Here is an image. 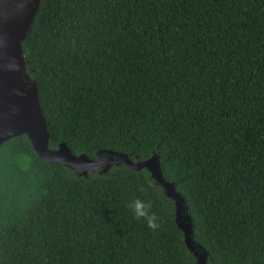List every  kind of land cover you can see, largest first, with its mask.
<instances>
[{
    "label": "trees",
    "instance_id": "16d2710c",
    "mask_svg": "<svg viewBox=\"0 0 264 264\" xmlns=\"http://www.w3.org/2000/svg\"><path fill=\"white\" fill-rule=\"evenodd\" d=\"M20 49L48 149L157 156L205 264H264V0H40ZM194 263L146 170L0 145V264Z\"/></svg>",
    "mask_w": 264,
    "mask_h": 264
},
{
    "label": "water",
    "instance_id": "95a60500",
    "mask_svg": "<svg viewBox=\"0 0 264 264\" xmlns=\"http://www.w3.org/2000/svg\"><path fill=\"white\" fill-rule=\"evenodd\" d=\"M40 0H0V145L9 139L25 135L37 157L48 164L69 167L78 177L86 176L84 169H99L103 174L110 166L122 165L127 170L144 169L159 186L165 197L173 202V223L183 236L185 248L192 252L195 263L205 264V253H198L191 238V223L184 200L172 183L162 177L157 156L132 162L125 154L100 150L94 159L80 154L74 156L64 143L56 149L47 148L48 133L40 112L37 91L23 75L20 44L38 9Z\"/></svg>",
    "mask_w": 264,
    "mask_h": 264
},
{
    "label": "clouds",
    "instance_id": "9594fccd",
    "mask_svg": "<svg viewBox=\"0 0 264 264\" xmlns=\"http://www.w3.org/2000/svg\"><path fill=\"white\" fill-rule=\"evenodd\" d=\"M83 171L91 174L93 172H99V169H84ZM144 189L141 188V191ZM129 207L133 210V214L136 219H143L147 227L152 231H157L160 228L159 217L155 212H152V202L144 201L139 198H136L131 202Z\"/></svg>",
    "mask_w": 264,
    "mask_h": 264
}]
</instances>
